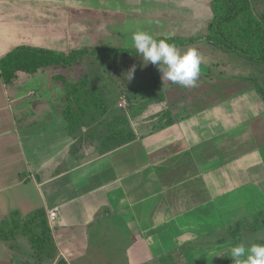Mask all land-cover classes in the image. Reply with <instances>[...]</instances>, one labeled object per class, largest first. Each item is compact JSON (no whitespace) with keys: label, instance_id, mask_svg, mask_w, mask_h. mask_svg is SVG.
I'll list each match as a JSON object with an SVG mask.
<instances>
[{"label":"crops","instance_id":"0c3cea01","mask_svg":"<svg viewBox=\"0 0 264 264\" xmlns=\"http://www.w3.org/2000/svg\"><path fill=\"white\" fill-rule=\"evenodd\" d=\"M8 2L12 28L6 27L7 18L0 19V41L14 42L11 49L44 48L39 44L48 41L62 45L66 53L80 45L83 32L90 40L107 37L112 43L103 44L106 47L131 49L133 45L124 41H131L137 29L157 39L174 36L179 8H193L191 2L179 5L177 0H0V15L2 8L9 9ZM51 3L59 6L51 8ZM144 6H150L149 11ZM135 12L141 16L132 22L129 18ZM83 14L88 16L86 24ZM131 24L135 26L129 31ZM190 30L193 36L196 29ZM137 57V64L145 62ZM151 67L160 73L152 64L141 65L140 71ZM33 103L31 98L12 96L9 84L0 78V226L13 210L25 216L43 208L60 255L69 264H162L167 236L174 237L178 250L188 241L185 234L224 227L228 217L239 214L237 202L251 201L246 192L262 194L256 179L264 178V100L254 88L200 104L160 129L139 133L134 141L82 158L67 149L59 122L47 121L53 124L45 127L43 121H34V111L39 110L31 107ZM58 136L64 143H53L60 144L61 155L72 163L50 173L52 150L47 139ZM182 160L195 172L185 171L181 180L174 179L173 187L165 189L161 174ZM27 184L28 189L5 194ZM52 209L57 217L50 220ZM0 238V264H28L30 258L33 262L31 243L22 234ZM187 256L181 263L191 261Z\"/></svg>","mask_w":264,"mask_h":264},{"label":"rangeland","instance_id":"374dc122","mask_svg":"<svg viewBox=\"0 0 264 264\" xmlns=\"http://www.w3.org/2000/svg\"><path fill=\"white\" fill-rule=\"evenodd\" d=\"M150 1L155 2V0ZM177 1L179 5L191 2L193 8L190 6L184 9L179 8L177 13L179 25L175 28L176 30L174 29V36L170 38L171 42H175L174 38L191 40L183 45H188V48H196L203 54V63L201 65V74L198 79L197 87L183 88L170 81H163L161 72L159 73L152 67L150 68V72L140 71V66L145 65V63L147 64V61L142 64H137V59L139 57L134 58L130 55L105 59L100 55L97 49L104 47L103 44H111L112 42H109L110 40H107V37H105V40L102 38L103 36L101 37L100 35L99 37L96 35L95 38L98 37V40L96 39L97 41H95L94 38L90 40V37L83 32L85 37L83 35L80 45L76 46V49H71V52L70 50L67 51L69 53H74V55L78 54L76 59L72 58L74 60L72 65L67 67H42L34 73L17 70L12 82L9 84L11 95L14 97L34 99V103L31 107L39 110L34 111L35 117H33V119L35 122L43 121L45 127L51 123L47 121H55L53 122L55 125L59 122V131L66 134L64 139L67 149L70 148L69 150L71 151L72 144H76L74 155L81 156L87 154L88 156H93L103 151V145L99 139L98 131L95 132V130L91 129L93 127L89 126V121H87L85 126H81L76 124L73 125L67 119L73 112L69 113L68 111H75L78 106L74 97L70 95L68 84H75L78 82L85 85V87H83L84 91L90 90V98L99 100L100 102L104 101L107 112L104 113L105 115H103L102 118L110 120L115 118L116 126L118 125V127H122L126 130L133 129L136 135L139 133L146 134L160 129L164 125H167L170 120L182 117V115L189 113L191 109H195V104L208 105L241 89V85L243 84L252 85L253 83L249 81V77H256L259 82L264 84L263 69L260 67L256 68L252 64L246 65L245 63H241L242 61L244 62V59L235 53L225 51L221 46L207 40V36H210V24L213 22L214 15L210 7V0ZM251 3L257 16L260 13H264V0H251ZM58 6L59 4L54 5L51 3L50 7L55 8ZM8 7L9 9L2 8L3 13L0 15V19H8L7 23L9 24H7L6 27L9 29L12 28L10 25V21L12 20L10 2H8ZM144 8L149 11L150 6H144ZM161 11L165 10H159V12ZM151 12L154 13V11ZM6 13L8 15H6ZM140 16L141 13L135 12L129 19L133 22V20ZM162 16L166 18L165 15ZM202 20L208 22L207 26L205 24L201 26ZM81 21L86 24L88 22V16L83 14ZM182 24H185V26ZM134 26L135 25L131 24V28H128V30L131 31ZM192 27L196 29L193 31V36L190 34L192 33V30H190ZM201 27H203V29L199 31ZM1 28L2 26L0 25V38L3 37L1 36ZM122 28H126V26ZM103 33L104 32H102V34ZM21 35L26 36L24 32L21 33ZM17 41L28 40L19 38ZM179 42L181 41L179 40ZM13 43L14 42L10 41H7V43L0 41V53L7 47L11 49ZM124 43L132 45V41H124ZM39 45L54 51H61L63 47L62 45L54 46L48 41L40 43ZM115 47H119V45ZM123 48L131 49L130 47ZM178 48L181 51L188 49L187 47L184 48L179 46ZM204 54L206 56H204ZM133 64L136 65V71L134 78L129 82L124 78V73H126ZM241 76L248 77V80L245 83L237 82L236 78H240ZM161 95H164V102L157 107L156 104L160 103L159 96ZM40 100H44L45 103L42 104ZM125 101L127 102L126 105L124 103ZM29 102L32 103V101ZM164 106L166 109L159 112L160 108ZM125 120L127 123H125ZM64 139L60 136L47 139L50 140L49 144L52 150L50 153V173L57 169V167L62 169L72 163L70 157L61 155L60 150L62 147L60 144H55L56 140H61V142L64 143ZM63 147L65 148V146ZM67 155L71 156L70 154ZM13 167L14 169L17 168L16 170H20L18 169L19 166L15 164H13ZM256 168L257 166L252 169ZM252 169H249V171ZM187 170L188 172H195L194 169L190 170L189 162L182 160L177 161L171 170L168 169L166 173L161 174L165 189L173 187V180H181V174ZM243 172L246 173L245 171ZM12 178L14 179L13 174ZM263 179V177L256 179L262 184L258 185L262 194H255L254 190L246 192L245 196H251V201L237 202L236 205H240L239 209H241L239 210V214H236L235 217H228L224 227L216 229L213 232L210 231L209 233H199L198 230H196L187 235L185 234L188 241L181 246L179 245L178 250L174 246V237L170 236V238H168L167 236L166 244H168V252L166 254H176V264H184V257L187 256V254L188 261L191 260L187 262L188 264H214L225 252L230 251L231 247L235 244L244 243L250 245L252 243H264V226L255 229L252 223L255 218L253 214L254 210L257 209L256 211H258L264 208ZM10 181L13 180L10 179ZM25 188L28 189L29 184L7 190L5 194L20 192V189ZM1 198L2 197H0V199ZM251 209L253 211H251ZM10 212L11 210H9L8 213ZM4 225L6 224L4 223L2 226ZM231 226H234L233 232L229 231ZM174 236H176V233H174ZM25 239L28 240L27 238ZM2 242L0 238V244H2ZM188 246L189 252L187 253L186 247ZM1 251L0 249V252ZM30 252L32 251L30 250ZM182 261L184 263H181ZM28 264H39V260L33 255V262L32 258H30Z\"/></svg>","mask_w":264,"mask_h":264},{"label":"trees","instance_id":"16d2710c","mask_svg":"<svg viewBox=\"0 0 264 264\" xmlns=\"http://www.w3.org/2000/svg\"><path fill=\"white\" fill-rule=\"evenodd\" d=\"M211 8L213 11V22L210 24V36L207 40L225 51L235 53L242 59L246 65H254V67L264 70V13L256 15L251 0H212ZM174 38L173 43L181 46L190 42L188 39ZM97 51L105 59H112L117 56H133L137 58L138 54L135 49L123 47H101ZM98 53V54H99ZM78 54L64 53L62 51H54L45 48L33 47L29 45L17 46L8 51L4 56L0 57V78L6 84H10L17 70L26 72H36L42 67L72 65ZM136 63V62H135ZM153 68V67H152ZM147 72H150L149 70ZM248 77L241 76L236 78L237 82L245 83ZM252 85L243 84L241 90L254 88L258 91L264 100V84L259 82L256 77H249ZM70 95L77 102V109L69 110L71 115L68 120L73 125L85 126L87 121L90 123L91 129L98 131L99 139L103 145L105 153L123 142L128 143L137 138L133 129L126 130L116 126V119L113 120L102 118L107 112L104 101L94 100L90 98V90L84 91L85 85L80 83L68 84ZM157 107L163 104L164 95L159 96ZM195 108L200 105H194ZM166 107H161L160 111H164ZM173 122V119L169 123ZM125 123L127 121L125 120ZM168 123V124H169ZM115 124V126H114ZM76 144L71 147L72 153H75ZM87 154L78 156V158L86 157ZM252 221L254 228L264 226V209L254 214ZM6 225L0 226V236L7 240L10 237L22 234L31 243L33 255L39 260V264H69L66 259L60 255L55 238L52 233V227L49 223L46 211L43 208L21 215L17 210H13L6 217ZM229 231H234L231 226ZM176 256L165 254L162 256V264L175 263ZM177 262V261H176ZM214 264H232L230 251L225 252Z\"/></svg>","mask_w":264,"mask_h":264},{"label":"clouds","instance_id":"9594fccd","mask_svg":"<svg viewBox=\"0 0 264 264\" xmlns=\"http://www.w3.org/2000/svg\"><path fill=\"white\" fill-rule=\"evenodd\" d=\"M132 45L147 64L155 65L161 72L163 81H170L183 88H195L201 74L203 56L196 48L181 51L171 38L157 39L151 33L137 29L131 35ZM145 64V65H147ZM136 65L133 64L124 78L129 82L134 78ZM232 264H264V243L235 244L230 249Z\"/></svg>","mask_w":264,"mask_h":264},{"label":"built area","instance_id":"2783aa9c","mask_svg":"<svg viewBox=\"0 0 264 264\" xmlns=\"http://www.w3.org/2000/svg\"><path fill=\"white\" fill-rule=\"evenodd\" d=\"M124 103H125V105L127 104L126 101ZM56 217H57V210L56 209L50 210V212H49V218H50V220H53Z\"/></svg>","mask_w":264,"mask_h":264}]
</instances>
